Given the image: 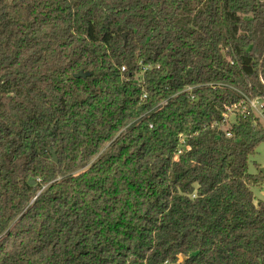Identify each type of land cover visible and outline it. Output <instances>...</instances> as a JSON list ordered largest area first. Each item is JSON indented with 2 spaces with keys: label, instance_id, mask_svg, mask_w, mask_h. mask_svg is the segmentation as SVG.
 Here are the masks:
<instances>
[{
  "label": "trees",
  "instance_id": "trees-1",
  "mask_svg": "<svg viewBox=\"0 0 264 264\" xmlns=\"http://www.w3.org/2000/svg\"><path fill=\"white\" fill-rule=\"evenodd\" d=\"M245 97L264 0H0V264H264Z\"/></svg>",
  "mask_w": 264,
  "mask_h": 264
},
{
  "label": "built area",
  "instance_id": "built-area-1",
  "mask_svg": "<svg viewBox=\"0 0 264 264\" xmlns=\"http://www.w3.org/2000/svg\"><path fill=\"white\" fill-rule=\"evenodd\" d=\"M188 90L191 91L190 88ZM144 98H146V95H144ZM248 111H251L260 120L262 125L264 124V102L259 99L245 97L241 104L229 108L227 113L224 114V118L229 123L228 127L235 124L238 118H245ZM227 136L231 137L232 135L227 134Z\"/></svg>",
  "mask_w": 264,
  "mask_h": 264
},
{
  "label": "rangeland",
  "instance_id": "rangeland-1",
  "mask_svg": "<svg viewBox=\"0 0 264 264\" xmlns=\"http://www.w3.org/2000/svg\"><path fill=\"white\" fill-rule=\"evenodd\" d=\"M136 82L143 83L144 76H142L140 79H136ZM193 89L194 88H190V90H193ZM232 120L234 119L232 118ZM226 129H229V127H227ZM263 168H264V144H261L256 150V155L250 157L249 173L253 175H257L260 172V170ZM253 192L257 200L264 202V183L260 185L259 187L253 188Z\"/></svg>",
  "mask_w": 264,
  "mask_h": 264
},
{
  "label": "water",
  "instance_id": "water-1",
  "mask_svg": "<svg viewBox=\"0 0 264 264\" xmlns=\"http://www.w3.org/2000/svg\"><path fill=\"white\" fill-rule=\"evenodd\" d=\"M85 77H87V75H84V74H82V73H80V74H78V75L75 76L76 79H78V78H85ZM52 156H53V160H54V162H55V163H58V158H57L56 153L52 152ZM261 172L264 173V168L261 169ZM32 183H33V182H32ZM181 261H182V259H181Z\"/></svg>",
  "mask_w": 264,
  "mask_h": 264
}]
</instances>
